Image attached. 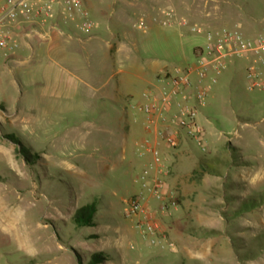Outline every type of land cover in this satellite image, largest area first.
Wrapping results in <instances>:
<instances>
[{"label": "rangeland", "instance_id": "obj_1", "mask_svg": "<svg viewBox=\"0 0 264 264\" xmlns=\"http://www.w3.org/2000/svg\"><path fill=\"white\" fill-rule=\"evenodd\" d=\"M89 1L90 16L100 26V6L106 10L109 5L117 14L127 9L124 0ZM225 1L138 0L139 6L129 8L126 16L129 39L123 42L128 57L117 61L120 76H130L131 63L171 69L193 61L192 44H203L202 35L190 30L194 24L239 27L246 36L264 33V0ZM162 9L172 10L176 20L188 24L175 20L163 25ZM59 24L67 34V25ZM63 48L84 51L66 36L32 34L15 51L18 59L2 62L11 86L0 88V101L9 113H19L0 120V181L8 186L20 183L26 190V201L20 202L26 210V251L0 234L1 261L90 264L94 254H101L104 259L98 264H264V89L246 88L243 62L219 75L199 110L205 150L184 137L179 140V158L209 153L215 160L207 162L212 170L202 165L192 176L194 183H186L185 206L177 200L181 209L173 210L166 229L161 228L174 247L159 248L142 240L135 221L123 216L125 201L143 192L140 182L130 177L138 176L139 169L131 171L119 162L105 167L108 155L117 158L121 152L122 133H114L115 108L107 109L95 99L88 103L82 69L70 72L66 61L54 54ZM66 84L76 87L72 98L61 90ZM103 126L113 133H104ZM13 146L22 150L18 158H27L26 168L18 170L20 182L8 169L7 150ZM256 171L260 178L249 182ZM248 199L256 204L252 209L242 203ZM241 203L244 211L239 212ZM92 207L93 225H79L76 215Z\"/></svg>", "mask_w": 264, "mask_h": 264}, {"label": "built area", "instance_id": "obj_2", "mask_svg": "<svg viewBox=\"0 0 264 264\" xmlns=\"http://www.w3.org/2000/svg\"><path fill=\"white\" fill-rule=\"evenodd\" d=\"M162 14L163 25H172L176 20L170 9ZM176 21L188 24L183 18ZM59 23L72 25L82 33L98 28L83 0H0V57L8 58L32 34L48 37L51 31H57L64 35ZM190 30L204 38L195 50L194 60L163 70L157 78L158 90L143 94L141 108L148 124L160 126L159 133L169 148H176L184 137L205 150L204 132L197 118L219 75L229 65L242 61L246 88L264 89V33L246 36L239 27L204 28L197 24ZM154 163L159 172L169 173L158 154L154 155ZM140 184L143 192L125 201L124 218L135 221L139 237L149 245L173 248L174 243L161 229L158 218L171 215L177 208L175 192L165 180L146 171L140 176ZM151 200L156 202L155 207L150 206Z\"/></svg>", "mask_w": 264, "mask_h": 264}, {"label": "crops", "instance_id": "obj_3", "mask_svg": "<svg viewBox=\"0 0 264 264\" xmlns=\"http://www.w3.org/2000/svg\"><path fill=\"white\" fill-rule=\"evenodd\" d=\"M83 1L86 7H89L88 3L92 6L89 0ZM163 1L164 0H162V2ZM169 1L171 0H167V2ZM154 2L159 3L161 0H154ZM225 2L230 3L228 0ZM122 4L126 6L127 9H124V13L118 12V14L114 12L112 7L110 9L109 5H106V7H108L105 8L106 10H103L102 6H100L98 16L103 25L100 26L96 21L98 23V28L91 33H82L72 25H68L67 34L61 35L57 31H51L48 37L54 39L59 36H66L69 40L75 41L78 46L83 48L84 51L79 53L68 51V49L63 48L56 50L54 54L66 61L69 71L73 69V73L76 74L82 69L83 88L85 89L86 96L89 98L88 103H90V99H95L97 101L99 100L101 105L107 109H112L113 111V108H115L113 114L118 129L115 128L114 133H122L120 139L121 152L117 158H113L111 155L107 156L106 162L108 165H105L106 169L109 167V164L113 166L118 162L127 165L128 169L131 171L139 169L138 176L130 175L131 180L134 182H140V176H142L145 171L148 172L149 175L158 176L165 180L166 186L175 192L177 200L180 201L182 207H184L187 200L186 183H194V180H192L193 174H196L202 165L208 167L209 164L207 162L210 163L214 161L215 155L208 153V155L200 156L198 159H192L190 156L179 158L175 153L176 148H169L162 139V133H159V131H161L160 126L148 124L147 116L141 108L144 102L143 94L148 91L155 92L158 90L159 82L157 78L166 67L152 65L144 69L138 68L137 65L131 63V65L128 66L131 72L130 76H120V72L122 73V71L121 69L117 70V61L122 63L123 59H127L128 57L123 42L124 39H129L126 29V16L128 17L131 8L133 9L139 6L138 0H124ZM162 11L164 10L162 9ZM111 24L112 27H114L113 29L111 28ZM58 25L60 27V24ZM45 28L46 26L44 29ZM27 40L28 39L23 40L22 43L27 42ZM200 46L201 45L197 43L192 44V53L194 57L196 48ZM23 53L24 52L20 53V55ZM16 59H18L16 52L11 54L8 58L0 57V88H9L11 86L4 72L3 60L8 62ZM113 79H115L114 82L112 81ZM140 84H144L146 88L142 89L139 87ZM61 90L62 92H66V96L69 98H72L76 93V87L70 84H66ZM55 95L58 96L57 90ZM18 113L19 110L9 113L6 110L4 101H0L1 121H3L5 114L16 116ZM102 131L104 133H113L105 126H103ZM185 140L191 141L189 139ZM0 143L3 144L1 141ZM3 150L4 149L0 146V155H3ZM7 152L11 160V166H9L10 168L8 169L18 174V182H20L21 171L18 170H21V166L26 168V161L24 158L20 159L17 157L19 153L15 146H13L12 149H8ZM155 154H158L162 158L163 166L169 169V173L165 171L159 172L157 164L154 163ZM247 162L250 164L253 163L251 161ZM253 165L255 164L253 163ZM208 169L212 170V168L209 167ZM24 176L25 175L22 174V177ZM259 178L260 175L256 171L249 182ZM25 193L26 190L24 187L21 189L20 183L18 185L12 183V186H8L5 183L4 185L1 184L0 181V234L2 237L7 236V240L18 242L26 251V230L25 226L23 227L22 225H25L26 210L25 205L21 206L20 204L21 201L24 203L26 201ZM149 204L153 207L156 206V202L153 200H151ZM178 207L181 209L178 204L174 211H178ZM171 218L172 217L167 216H160L158 218L160 227L162 226L161 228L163 230L166 229L165 220L168 221L171 220ZM40 225L48 227V223L41 222ZM170 228L174 231V228ZM6 254L10 255V253ZM1 260H3V257L0 255V264H19L13 262L4 263Z\"/></svg>", "mask_w": 264, "mask_h": 264}, {"label": "trees", "instance_id": "obj_4", "mask_svg": "<svg viewBox=\"0 0 264 264\" xmlns=\"http://www.w3.org/2000/svg\"><path fill=\"white\" fill-rule=\"evenodd\" d=\"M16 150H17L18 153L23 154L22 150L18 149L17 147H16ZM24 159H25V161H27L26 157H24ZM247 201H248V203H247ZM247 201H243L242 202V203H245V208L252 209L253 206L256 205L255 203H253V199H248ZM242 203H241V208L239 209V212L244 211V207H243ZM81 212L82 213H81L80 216L76 215V217H75L77 223L79 225L92 226L93 225V214L95 213V209L92 207L90 210H86V211L81 210ZM80 218L82 219V222H80ZM103 259L104 258H103V256L101 254H94L92 256L90 264H98V263L102 262Z\"/></svg>", "mask_w": 264, "mask_h": 264}]
</instances>
